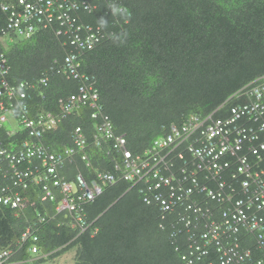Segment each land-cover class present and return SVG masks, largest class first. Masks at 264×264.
<instances>
[{
    "label": "trees",
    "instance_id": "obj_1",
    "mask_svg": "<svg viewBox=\"0 0 264 264\" xmlns=\"http://www.w3.org/2000/svg\"><path fill=\"white\" fill-rule=\"evenodd\" d=\"M1 1L4 26L7 14L1 4L13 0ZM90 1L95 7L80 13L78 22L99 26L105 35L81 54L80 72L94 79L103 114L134 153L143 152L192 115L204 117L223 106L215 116L227 117L230 107L245 101L229 98L264 75V0ZM57 29L55 25L0 44L9 66L6 81L34 84L32 101L52 112L58 110L59 99L79 92L78 82L62 70L72 49ZM78 126L90 142L94 120L88 108L69 114L42 142L59 151L70 145V133ZM16 138H24V133L8 137L0 129L4 146ZM86 151L90 167L78 156L71 164L66 160L60 171L66 180L80 173L91 183L98 170L118 173L116 160L106 156L105 148L90 145ZM128 188L119 180L103 186L101 194L85 205L92 225L83 234L71 228L69 213L57 215L55 202H40L37 186L23 194L21 208L0 204V252L12 251L6 264H47L70 249L75 251L73 264H187L182 256L190 250L189 232L180 225L182 209L160 212L159 206L144 203L136 189ZM29 226L39 238L36 259L27 250L30 241L21 242ZM239 238L241 246L255 254L253 260L258 259L255 235ZM200 260L193 259L192 264H219L214 252Z\"/></svg>",
    "mask_w": 264,
    "mask_h": 264
},
{
    "label": "built area",
    "instance_id": "obj_2",
    "mask_svg": "<svg viewBox=\"0 0 264 264\" xmlns=\"http://www.w3.org/2000/svg\"><path fill=\"white\" fill-rule=\"evenodd\" d=\"M94 7L90 0L8 1L2 5L3 11L7 14V21L4 27H0V37L12 39L32 36L38 30L54 28L57 21H60L56 34L65 36L72 49L64 57L62 70L68 78L78 82L80 94L89 93L93 98L89 103L86 100L87 105L80 107L88 108L90 117L98 118L93 133V138L98 142L94 145L99 146L103 139L98 138L104 135L108 148L118 140L112 149L121 152L124 150L122 135L112 133L109 127L111 123L102 122L103 119H107V115L93 109L97 107L98 102L94 79L92 77L88 79L86 74L78 72L81 65L79 53L91 50L105 35L99 26L92 31V26L78 23L80 13H90ZM73 26L79 30L88 29L90 35L84 39L73 38L70 31ZM4 61V52L0 51V71ZM41 83L46 86L47 79H41ZM14 87L16 90L8 89L6 84L0 83V122H5V112L8 107H13L14 103L20 108L21 116L27 117L26 104L32 99L29 93L32 84L24 82ZM74 96L76 95L67 100L59 123L72 110L67 109V104ZM15 97L18 99L13 102ZM242 97H246L247 101L230 107L227 117L215 116L218 110L223 109L221 106L204 117L199 116L204 118L202 123L190 117L182 126L171 128L168 134H172L166 140L160 141V138L154 140L143 157L138 158L141 162L139 166L141 172L146 168L151 174L150 185L147 183L146 187L140 182V192L146 204L157 202L160 210L172 211L178 207L185 211L187 216L183 220L186 228L199 226L200 215L203 212L197 202L207 195L218 207L220 215L208 233L202 234L201 237L207 242L211 239L220 244V241L226 240L228 236L236 239L241 234L252 233L263 254L254 264H264V170L253 167L264 161L260 159L264 154V75L250 82L231 99ZM28 118L24 124L30 131H34L33 134L37 137L56 123V119L50 116H42L41 121L36 123H32L33 121ZM81 132L80 126L73 129L70 133L72 142L68 145L70 148H64L59 152L52 151L46 146L37 147L36 150V147L30 145L29 137L23 142L22 147L17 148L14 147L15 142L7 143L6 147L0 140V204L21 208L24 205L23 194L31 187L34 189V186H37L40 201L55 202L57 212L71 210L69 212L74 214L75 222L77 219L82 221V218H86L85 205L101 194L102 184L108 183L104 177L105 173L101 171L96 173L101 183L95 181L88 183L81 174L69 181L61 174L60 171L70 155L76 150L85 152L87 141ZM254 137L259 143V149L247 148L245 140L248 139L250 142L255 140ZM108 148H105V151ZM124 154L121 167L124 165L132 167L137 160L136 156L132 154L128 157V151H124ZM84 159L86 156H83L82 160ZM86 165L90 167L89 164ZM237 171L244 175V181L242 187L238 185L230 192L237 198L236 201L232 203L228 197L219 198L215 195L216 190L220 192L221 188H226V180L233 177ZM201 174L203 180L199 181ZM142 175L146 173L143 172ZM195 204L196 209L193 208ZM192 208L194 212L200 214L198 217L193 214V217H190ZM7 253L8 251L0 253V264L7 263ZM223 260L224 258L221 264Z\"/></svg>",
    "mask_w": 264,
    "mask_h": 264
},
{
    "label": "bare ground",
    "instance_id": "obj_3",
    "mask_svg": "<svg viewBox=\"0 0 264 264\" xmlns=\"http://www.w3.org/2000/svg\"><path fill=\"white\" fill-rule=\"evenodd\" d=\"M2 1H4V0H2ZM2 1H1V3H2ZM15 1H17V0H15ZM3 4H5V2L1 4V9H2V5ZM59 22L60 21H57V23H56L58 28H59V26H58L59 25ZM82 25H84V24H82ZM98 28L101 30L100 27H98ZM95 30H96V27L95 28H92V31H95ZM70 31L73 34V38L74 37H81V39H84L85 37H87L88 35H90V31L88 29L87 30L86 29L85 30H79V29L75 28L74 26H73L72 29H70ZM20 37H22V38H29L30 36H20ZM3 38L4 37H2V36L0 37V42H2V43L4 42L3 41L4 40ZM9 40L10 39L6 38L5 44ZM82 53H84V52H82ZM82 53H79V55H81ZM4 58H5V61L2 62V70L0 71V83L6 84V86H7L8 89H11V88H14L15 89L14 86H17L18 84L17 85H12V84H9L6 81V78L5 77H6V75L9 72V66H8V62H7V59H6L5 55H4ZM77 62L79 63V60L78 59H77ZM80 69H81V65L78 68V72L79 73H80ZM81 73L86 74L84 72H81ZM86 75H87L86 77L88 79L91 78V77H89L88 74H86ZM26 83H29V82H26ZM34 86L35 85L32 84V88L30 90H32L33 88H35ZM30 90H29V93H30ZM72 95H76V96H74L68 102V104H67V109H72L71 111L68 112L69 114L75 112L76 110H80L81 109L80 106L81 105H84L85 102H86V100H87L88 103L93 100V98L91 96H89V93L82 95V94H80V91H79L77 94H71V95H69V96H67L65 98L59 99L58 102H57V104H58V110L56 112L44 110L40 106V104L34 103L32 101L33 97L31 99L30 103H27L26 104L27 117H29L28 120L30 119V121H33L32 123H36L38 121H41L42 116L43 117L50 116V117L56 119L55 125L52 128H50V129L44 130L42 132V135L40 137L35 136L33 134L34 131H30V128L26 127V125L24 124V121L27 119V117L26 116H21L22 115V112H21L20 108L17 106V104L14 103V106L13 107H8L7 108V111L5 112V114H8L9 115V113H10L11 115H13L19 121V123L23 126V129L22 130H19V131H16L14 133H10V132H7L5 130L6 131V135L8 137H12L14 135L16 136L18 133H24V138H21V139L20 138H16V139H13L12 141H8L6 143L15 142L14 143V147L15 148H17L18 146H21L22 147L23 142L26 141V138L27 137H29L30 138V142H29L30 145H33L34 147H36V150H38L37 147L44 148V146H46L50 150L55 151L54 149H51V147L49 145L44 144L42 142V139H43L44 135H46V134H48V133L53 132L54 130H56V128L59 125V118L63 114L64 106H65L67 100ZM17 99L18 98L15 97L13 99V102L15 100H17ZM246 101H247V99L245 97V102ZM241 103H242V101H241ZM96 104H97V107L96 108H93V109L96 110L97 112L99 111V112L102 113L101 106H99L98 102ZM85 105H87V104H85ZM76 107H80V108H76ZM103 115H105V114H103ZM106 117H107V119H103L102 122H110L108 116H106ZM90 118L92 120H94V128H95V125L98 122L96 120L98 118L97 119L96 118H92V116ZM100 118H101V116H100ZM192 118H194V120L195 119L196 120L198 119V121H200V123H202V121L204 120V118H199L198 116H195V115H192L190 119H192ZM187 120L184 123H186ZM184 123H182L180 125H174L171 128H173L175 126L176 127H180ZM109 127H110L111 132L112 133H115L114 132V129H113V125L112 124H109ZM2 128H4V127L2 126V124L0 122V129H2ZM76 128H78V127H75L74 130ZM171 128H170V130H171ZM170 130H168V132ZM168 132L165 135H163V136L157 137L156 139L160 138L159 139L160 141L166 140L168 138V136H170L172 134V133H169L168 134ZM81 133H83V130H82ZM93 133H94V130H93ZM93 133H92L90 142H88V139L86 138V141L87 142H86V146L84 147V151L85 152H81L79 150H76L72 155H70L68 157L67 160H68V162L70 164L73 163L75 157L78 156L80 158V160H82L83 159V156H86V159H84L85 166H87L86 164H89V166H90L91 159L89 158V155H88V152L86 151V149L90 145L95 147V145H97V142H98L97 140H95L93 138ZM115 135H118V134L115 133ZM104 138H105L104 135L103 136H100L98 138V140L103 139V141L101 142V144L99 143L98 144L99 146H97V147L108 148V144L106 142L107 139H104ZM156 139H154V140H156ZM254 139L255 140H251L250 142H248V139L245 140L244 144L246 145L247 148L248 147H251V148L259 149V143L256 141V138L255 137H254ZM0 140L2 141V139H0ZM153 141L151 143V146L153 144ZM71 142H72V137L70 136V144H71ZM117 142H118V140H116L114 144H112V145L110 144L111 146L108 148V150L105 153H106V156L107 155H110L111 156V160H116L115 168H116V170H118V173L113 174V173L105 172V171H102V170H101V172L102 173H105L104 177L106 178L108 184L114 183V182H116L118 180L119 181H124V182L128 183L129 184V188L128 189H132V188L133 189H136L137 192H138V194H140V196L142 197V201L144 202V200H143V194L140 192V189H141L140 182L141 183H144L146 185V187L148 186L147 183H149V185H150V182H151V174L149 173L150 171L148 169L144 168L143 169V172H145L146 175H142L143 172H141V170L139 168L141 162L138 160V158H140L141 156L143 157L144 152L147 151L151 146H149L148 148H146L141 153H134L130 149H128V147L126 146V140L123 137L124 150L121 151V152H118L115 149H112V148H114L113 146L117 144ZM64 148L67 149V148H70V146H68V145L67 146H64L59 151H62ZM124 151H128L129 152V156L128 157H130L132 154L134 156H136L137 160L133 164L132 167H127L125 165L123 167H121V160L125 157ZM260 159L261 160L264 159V154L261 155ZM68 162H67V164H68ZM253 167H256L258 170H264V161L261 162V163L255 164ZM63 175L65 176V173H63ZM158 175H160V174H158ZM234 175L236 177H234ZM234 175H233V177H231V178H229V179L226 180V182H225V184H227L226 188H221V191L220 192L217 191V190L214 192V194L217 195L219 198H221V197H228L229 198V201H231L232 203H234L237 198L234 197L232 194H230V192L233 189H235L236 186L238 187V185H240L242 187V182L244 181V175L242 173H239L237 171L236 173H234ZM76 176H74V177L76 178ZM201 176H202V174L199 176V178H200L199 181H202L203 180V177H201ZM109 178H110V180H109ZM156 179H158V178H156ZM92 181H95L96 183H101V181L96 177V175H94ZM92 181H91V183H92ZM105 185H107V184H104V185L102 184V187H101V190L102 191H103V186H105ZM35 194H37V193H35ZM165 200H166V198H165ZM153 203L155 205L159 206V204L157 202L156 203L153 202ZM153 203H150V204H153ZM197 203H198V205H200L202 207L203 214L200 215L199 213L194 212V209H196V204L193 206L194 209L192 208V210H191L192 213L190 214V217H193V215H196L198 217L200 215V223H199V226L197 228H193L192 226H190V228H186L185 227V225H184L185 224V221L183 220V218L187 216V213L185 211H183L181 213V216H180V219H179L180 220V223H181L180 225L185 230H187V232H189V235L187 237V241L189 242L190 250L187 251V253H188L187 255H183L182 256V259L185 260L187 262V264H192L193 263V259H195V261L197 262L200 259L202 260L203 257L208 256L210 254V252H214L217 255V259H218L219 264H221L222 258H224L223 264H254L256 259L253 260V255H255V254H253V251L251 249H249L248 247L241 246L242 243H241L240 240H242L243 238L240 239L239 238L240 236L239 237L237 236L236 239H234L233 236H228V238H226V240H221L220 241V244H216V241L215 240H211V239H209V241L207 242L206 239H204V238L201 237L202 234L208 233V231L210 230V228L212 227V225L214 224V222H217L219 220L220 211L218 210V207L215 204H213L212 200L207 195L204 196V199H202V200L200 199V201L198 200ZM159 208H160V206H159ZM176 210H178V207H175L172 211H176ZM69 211H71V210L65 209L64 211H61V212L62 213H69L71 215V228L72 229H75L78 234H83V233L87 232L90 229V227L92 225V222H90L87 218H82V221H80V220L77 219V221L75 222L74 214L71 213V212H69ZM61 212L60 213H57V215L58 214H61ZM160 212H163L164 213V212H168V211L160 210ZM85 216H86V214H85ZM42 221H43V218H40L39 219V222H42ZM68 221H70V220H68ZM176 223H178V222H176ZM68 225H70V224H68ZM31 228H32V226H29V228L21 235V242H25L28 239L30 241V243H28V246H27L28 252L32 256H39V254H40L39 253L40 252V248H39L38 243H37L39 241V238L36 235L32 234ZM177 229H178V227H177ZM182 230L180 228V231H182ZM193 230L194 231L197 230L198 233H192ZM94 232H95V230L94 231L91 230L90 231V234L92 235ZM213 237H217V236H213ZM246 237H248V236L246 235ZM244 240H246V238ZM197 247H199V248L197 249ZM254 249H256V252H258V253H260V251H261V248H259L258 245ZM226 250H227V252H226ZM4 251H8L7 256H6V261L9 262L10 255L12 254V251L11 250H3L1 253H3ZM225 252H226V255H225Z\"/></svg>",
    "mask_w": 264,
    "mask_h": 264
},
{
    "label": "rangeland",
    "instance_id": "obj_4",
    "mask_svg": "<svg viewBox=\"0 0 264 264\" xmlns=\"http://www.w3.org/2000/svg\"><path fill=\"white\" fill-rule=\"evenodd\" d=\"M5 118V122H1V124L7 132L14 133L23 129V126L19 123V121L10 113L9 115L5 114ZM38 257L39 256H33L32 259H36ZM74 257L75 251L74 249H70L51 259L47 264H73Z\"/></svg>",
    "mask_w": 264,
    "mask_h": 264
},
{
    "label": "water",
    "instance_id": "obj_5",
    "mask_svg": "<svg viewBox=\"0 0 264 264\" xmlns=\"http://www.w3.org/2000/svg\"><path fill=\"white\" fill-rule=\"evenodd\" d=\"M248 84H249V83H248ZM246 86H247V85H246ZM244 87H245V86H244ZM244 87H243V88H244ZM240 90H241V89H240ZM240 90H239V91H240ZM239 91L235 92L232 96H235ZM232 96H231V97H232ZM231 97L229 98L230 101H232V100H239V99H235V98H234V99H231ZM230 101H229V102H230ZM239 102H240V101H239ZM239 102H238V103H239ZM238 103H237V104H238ZM235 105H236V104H235ZM220 107H221V106H220ZM79 174H80V173H79ZM77 175H78V174H77ZM74 179H75V178H74ZM70 181H72V180H70ZM99 195H100V194H99ZM97 196H98V195H97ZM97 196H96V197H97Z\"/></svg>",
    "mask_w": 264,
    "mask_h": 264
},
{
    "label": "clouds",
    "instance_id": "obj_6",
    "mask_svg": "<svg viewBox=\"0 0 264 264\" xmlns=\"http://www.w3.org/2000/svg\"><path fill=\"white\" fill-rule=\"evenodd\" d=\"M5 25H6V24H5ZM5 25H4V26H5ZM4 26H0V27H4ZM0 44H1L2 46H6L5 44H2L1 42H0ZM98 171H101V170H98ZM98 171H97V172H98ZM1 252H2V251H1ZM1 252H0V253H1ZM260 252H261V251H260ZM262 255H263V254H262V252H261L260 257H261ZM260 257H259V258H260Z\"/></svg>",
    "mask_w": 264,
    "mask_h": 264
}]
</instances>
